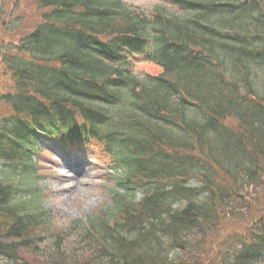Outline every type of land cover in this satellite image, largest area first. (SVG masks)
<instances>
[{"label":"trees","instance_id":"16d2710c","mask_svg":"<svg viewBox=\"0 0 264 264\" xmlns=\"http://www.w3.org/2000/svg\"><path fill=\"white\" fill-rule=\"evenodd\" d=\"M180 1L178 14L157 5L147 16L122 0H22L18 37L0 46L1 254L17 264H264V0ZM132 55L163 72L140 80ZM49 137L100 141L112 162L110 204L76 221L85 231L72 258L61 238L57 251L25 253L45 223L31 160Z\"/></svg>","mask_w":264,"mask_h":264},{"label":"rangeland","instance_id":"374dc122","mask_svg":"<svg viewBox=\"0 0 264 264\" xmlns=\"http://www.w3.org/2000/svg\"><path fill=\"white\" fill-rule=\"evenodd\" d=\"M7 1L10 2V0ZM13 1L21 2V0ZM23 1L30 7L31 0ZM2 2L3 0H0V3ZM124 2L127 5L138 6L143 10H150L157 4L176 10L175 5L167 0H124ZM12 13L13 15L10 16V11L7 10L0 14V31L4 35L3 38L0 37L2 47H5L11 40L16 38L18 30H20L23 21L26 19L22 18L20 22L17 20L10 22V18L17 17L14 10ZM30 27L28 26L26 29ZM1 57L2 53L0 52V76L2 75ZM133 70L140 77L145 74L159 75L163 71V66L158 63L137 61ZM1 110H4L3 106H0ZM2 115L0 114V118ZM78 150L75 151L66 143L51 141L50 144L48 142L44 143L41 154L35 153L33 159L35 163L34 172L38 174L36 186L42 192L43 206L49 211L51 219L48 221V225L45 223L48 226L47 228L36 231V237L32 238V243L36 248L26 249V254H29L28 251L36 250L38 254L43 255L51 248L57 251L56 242L60 238L63 239L62 244L67 251L65 258H72V256L81 254L83 245L76 240V229L72 227V222L83 221L84 223L90 214L110 204L107 188L111 186V176L109 174L111 170L109 167L112 162L109 164L108 158L100 153L99 145L83 144L78 147ZM7 168V165H3L0 168L2 169L0 175L4 176ZM26 184H29V182L26 181ZM253 192L258 193L260 191L255 190ZM250 208L257 209L255 201H251ZM233 217V219L226 217L227 219L219 226L218 233L224 234L225 231L236 226V216ZM81 227L78 231L80 229L85 231V227ZM216 242L212 244L214 251L216 250ZM65 248H63V251ZM0 264L17 263L12 261L10 257L0 253Z\"/></svg>","mask_w":264,"mask_h":264}]
</instances>
